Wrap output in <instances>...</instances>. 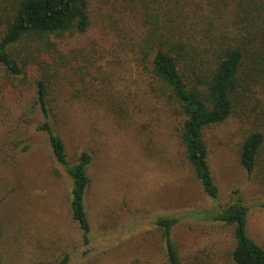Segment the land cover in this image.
Masks as SVG:
<instances>
[{"label": "rangeland", "instance_id": "374dc122", "mask_svg": "<svg viewBox=\"0 0 264 264\" xmlns=\"http://www.w3.org/2000/svg\"><path fill=\"white\" fill-rule=\"evenodd\" d=\"M4 30L0 23V37ZM101 65L88 71L93 81L76 82V74L70 73L49 86L52 124L65 143L68 161L75 163L82 151L92 157L85 199L92 230L88 244L70 217L71 181L52 158L46 136L35 130L40 116L30 104V84L5 104L12 111L0 129L1 263H54L68 254L70 264H166L155 219L173 215L179 219L173 239L185 264H224L230 262L233 228L188 213L218 210L234 191L249 209L250 237L264 248V142L254 171L247 174L237 155L250 127L245 116L234 113L203 132L218 188L213 202L184 161L177 119L167 104L149 94L145 79L135 72L118 63L110 72L108 63ZM112 71L118 73L113 96L123 102L124 114L117 107L116 113L109 109L115 106L111 102L102 108L89 103V86L107 84V76L98 72ZM5 74L0 67V76ZM138 87L144 96L135 95Z\"/></svg>", "mask_w": 264, "mask_h": 264}, {"label": "trees", "instance_id": "16d2710c", "mask_svg": "<svg viewBox=\"0 0 264 264\" xmlns=\"http://www.w3.org/2000/svg\"><path fill=\"white\" fill-rule=\"evenodd\" d=\"M0 23H5L0 67L6 72L0 76V129L12 111L5 104L19 97L22 87L33 85L30 104L40 116L35 130L46 136L52 158L71 181L69 213L85 244L92 232L85 200L92 157L82 151L75 163L67 159L65 143L52 124L49 86L55 79L65 81L73 73L76 82H85L91 77L88 71L101 69L103 62L109 72L118 63L145 79L149 94L164 101L177 119L184 161L213 202L218 188L203 132L234 113L245 116L250 127L237 155L247 174L254 171L264 142V0H0ZM73 43L81 47L73 48ZM109 72H98L107 76V84L89 86V103L101 107L111 102L115 106L109 109L124 114L123 102L113 96L118 73ZM136 90V96H144V90ZM248 212L234 191L222 208L188 215L233 228L230 262L224 264H264V248L248 233ZM178 223L173 215L155 219L166 264H185L173 239ZM39 264H70V257Z\"/></svg>", "mask_w": 264, "mask_h": 264}]
</instances>
